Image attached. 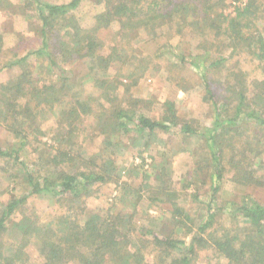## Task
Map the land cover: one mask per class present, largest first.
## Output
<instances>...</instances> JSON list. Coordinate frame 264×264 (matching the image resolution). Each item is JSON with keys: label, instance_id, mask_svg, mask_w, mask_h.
I'll use <instances>...</instances> for the list:
<instances>
[{"label": "rangeland", "instance_id": "obj_1", "mask_svg": "<svg viewBox=\"0 0 264 264\" xmlns=\"http://www.w3.org/2000/svg\"><path fill=\"white\" fill-rule=\"evenodd\" d=\"M39 1L61 5L71 0ZM186 1L197 5L200 17L210 8L233 14L238 3L236 0ZM261 3L264 5V2ZM35 9V4L26 0H0V85L13 81L21 73V66L9 64L42 47L44 36ZM104 9L101 0H82L73 13L76 20L71 25L75 28L78 25L79 31L74 34L73 28L60 25L49 33L47 50L69 75L68 84L62 91L67 94L64 101H58L59 104L52 103V106L43 108H36L29 98L17 104L18 109L24 105L22 110L31 112L30 120L18 114L17 119L20 122L23 119L22 127H30L28 124L33 123L31 128H39V132L36 138L34 131L30 132L28 145L19 153L18 162L21 164L0 165V206L7 201L9 192L19 198L27 195L29 186L24 180V171L35 172L34 177L41 181L39 177L47 176V170L55 168L52 157L59 151L69 155L66 158L75 159L80 170L84 167L92 169L93 166L99 170L107 169V181L92 186L75 201L49 193L29 195L11 216L15 223L25 221L28 224L32 220L56 224V218L62 215H70L71 219L79 221L91 213L103 214L108 210L127 213L133 226L131 239H142L144 252L152 246L151 235L140 237L144 231L159 239H189L186 229L176 226L169 214L171 203H176L189 211L191 221L188 223L193 230L213 215L203 234L209 245L231 227V220L221 210L227 203H239L245 199L249 203L264 205V145L259 148L260 151L249 152L241 148L250 133L260 137L254 128L250 124H243L240 129H235L238 124L225 125L233 131L229 134L230 140L221 144L224 153H220L221 166L217 167L212 166L214 154L208 152L205 139L199 135L187 137L174 130L137 134L132 125L129 131L123 130L124 133L106 134L101 132L100 126L102 120L108 119L116 109L132 107L145 116L159 120L163 104L172 101L178 117L191 119L197 131L207 135L213 130L216 113L226 119L233 116L236 103L228 87L240 91L245 88L248 96L259 93L260 86L256 82L264 80V61H258L251 51L231 52L225 48L223 40L215 36L210 28L212 20L197 26L180 22L185 15L192 13L189 8L181 14L173 13L170 20L159 23L154 32L141 28L135 30L137 28H131V24H127V29L122 32L120 23L115 20L98 23L95 17ZM86 35H91L95 44L98 43L94 48L97 54L109 56L106 63L96 61L99 68L92 65L94 70L90 59L79 50L81 46L76 47V42L84 43ZM179 57H183V62ZM45 58L44 55H29L30 67L27 68L44 81L40 68ZM203 58L205 62L200 67L195 61ZM207 88L216 100L215 106L208 98ZM251 96L253 101L247 102L244 110L264 118V102H258L254 95ZM5 100L0 92L2 147H8L14 141V134L4 126L7 121L2 112ZM70 103H75L77 111H80L74 121L67 120L62 112L71 107ZM213 147L215 149L217 145ZM232 147L239 149L231 153ZM215 154L218 156V153ZM241 158L245 160L240 163L243 168L239 170L237 161ZM91 162L94 165L91 166ZM64 164H60L58 169L77 171L72 162ZM213 167L218 168L219 179L218 176H210ZM247 173H251L252 182L234 181L235 176ZM214 187H218L215 194ZM20 237L19 229L9 227L0 238V251L4 255H12V251L21 248L23 264H42V242L30 237L23 247L19 244L14 247L13 243H17ZM154 251L157 253L159 250H153V256ZM153 256H148L147 260L151 261ZM226 263L209 246L207 249L197 247L191 262ZM65 264L80 263L70 260Z\"/></svg>", "mask_w": 264, "mask_h": 264}, {"label": "trees", "instance_id": "obj_2", "mask_svg": "<svg viewBox=\"0 0 264 264\" xmlns=\"http://www.w3.org/2000/svg\"><path fill=\"white\" fill-rule=\"evenodd\" d=\"M26 1L29 4H35L44 36L42 47L29 55L33 54L39 57L44 55L46 57L45 63L40 68L46 81L41 76L33 74L31 68L27 69L30 67L29 55L9 64V66H21L22 69L13 81L0 85V92L6 98L5 107L2 110L5 115L4 118L7 120L4 126L14 134V141L10 146H0V165L4 167H8L12 162L14 165L21 164L18 162L19 153L28 145L30 132L34 131L35 138L39 132V128H31L33 123L28 124L30 127H22L23 119L20 122L17 119L18 114L29 119L31 112L29 113L30 110L28 109L22 110L24 105L22 109H18L17 104L29 98L36 104V108H43L47 105L52 106V103L59 104L60 99L61 102L65 100L64 96L67 93L63 94L62 91L68 84L69 75L47 50L49 33L60 25H64L65 28H73L74 34L79 31L78 25H75L76 28L71 25L76 20L73 13L82 0H71L67 4L61 5L42 3L39 0ZM101 1L104 3L105 9L96 15V21L98 23H110L115 20L120 23V31L122 32L127 29V24H131V28H137L135 30L146 29L154 32L158 24L170 20L173 13L181 14L189 8L192 13L185 15L180 22L197 26L212 20L213 23L210 28L214 31L215 36L223 40L225 48L231 52L251 51L258 61H264V5L261 3L264 0H236L238 3H236L237 6L234 8L233 14L210 8L206 9V13H202L201 17L197 11V5L189 4L186 0ZM95 43L91 35L85 36L84 43L76 42V47L81 46L79 50L83 51L85 56L90 59L92 70H94L93 66L99 68L97 62L103 64L109 58V56L104 57L94 51V48L98 46V43ZM205 58L195 62L202 67L201 64L205 62ZM179 59L183 62V57H179ZM94 80L97 79L94 78ZM256 83L259 84L261 91L259 90V93L256 94L251 93L249 96L244 91L245 88L240 91L229 85L231 97L236 103L233 116L226 119V117L223 118L216 113L213 130L207 135L197 131L198 128L191 123V119L183 120L178 117L172 101H166L163 104V114L159 120L143 115L134 107L116 109L108 119L102 120L103 124L100 126V130L106 134L124 133V131H129V126L132 125L137 134L174 130L176 133L187 137L199 135L205 139L204 144L207 145L208 152L214 154L212 166L219 167L220 153H224L221 144L230 140L229 134L233 131L231 130L233 128L227 129L225 125L238 124L235 129H240L243 124H250L254 131L259 134L260 137L252 133H250L249 138L246 136L245 146L241 147L245 151H260L259 148L264 145V118L259 117L253 111L246 112L244 110L248 106L247 102L253 101L251 95L256 97V101L264 102V80ZM102 84H105V81H102ZM207 90L208 98L215 106L216 100L211 95L209 88ZM70 105L69 109H63L65 111L62 110V112L66 115L67 120L74 121V118L79 116L80 111H77L75 103H70ZM99 119L100 116H98ZM260 132L263 133V136ZM253 137L258 138V140L254 141L255 138ZM215 145L217 148L214 149L213 146ZM238 149V147H232L231 153H236ZM215 153H218V156ZM63 154L59 151L53 154L52 162L55 168L47 170V176L39 177L42 178L41 181L35 178V172L32 173L26 169L23 177L29 186L28 194L19 198L13 192H9L7 201L0 206V238L9 227L21 231L19 241L13 243L14 247H17L18 244L23 247L25 241L30 237L38 238L43 247L42 264H65L70 260H76L80 264H191L197 247L207 249L208 246L219 257L223 258L227 262L226 264H264V205L255 202L249 203L245 199L239 203H227L221 208L222 214L225 212L223 215L231 220V227L209 245V241L203 234L209 227L213 215H210L206 222L193 230L191 223H188L191 221L189 211L176 203H171L172 209L169 214L173 223L183 229L185 228V233L189 235V239L186 241L173 237L159 239L152 233L144 231V234L140 233V237L144 238L148 234L152 237L150 242L152 246L144 252L141 245L142 239L136 237L134 240L131 239L130 234L133 226L131 225V217L127 213L108 210L103 214L91 213L79 221L71 219L70 215H62L56 218V224L51 221L45 224L32 220L28 224L25 221L18 223L12 221L11 216L29 195L49 193L55 197L60 196L62 199L75 201L79 200L81 195L89 191L92 186L107 181V169L99 170L93 166L92 169L84 167L80 170L75 159L66 158L69 155ZM61 156L62 159H60ZM231 159L233 161L234 156ZM243 160L245 158L239 159L237 163L240 164ZM68 162H72L76 172L58 169V166L61 167L60 164L69 165ZM90 164L91 166L94 165L92 162ZM237 168L242 169L243 164L238 165ZM218 172V168L211 169L210 176L215 178L218 176ZM219 178L220 176H218ZM234 181L244 184L250 183L252 182L251 173L235 176ZM217 190L218 187L213 188L214 194ZM144 241L147 242L148 240L144 239ZM157 248L159 251L157 253L154 251V257L153 250ZM12 252V255H4L0 251V264L24 263V253L21 248ZM148 256H153L154 259L148 261Z\"/></svg>", "mask_w": 264, "mask_h": 264}]
</instances>
